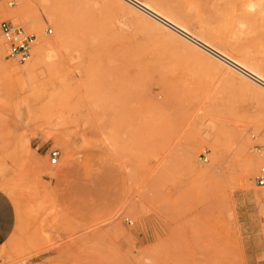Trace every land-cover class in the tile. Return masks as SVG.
Here are the masks:
<instances>
[{"label":"rangeland","instance_id":"rangeland-1","mask_svg":"<svg viewBox=\"0 0 264 264\" xmlns=\"http://www.w3.org/2000/svg\"><path fill=\"white\" fill-rule=\"evenodd\" d=\"M141 1L264 76V0ZM0 21L36 38L19 64L0 36V264H264L262 86L124 0Z\"/></svg>","mask_w":264,"mask_h":264},{"label":"bare ground","instance_id":"bare-ground-1","mask_svg":"<svg viewBox=\"0 0 264 264\" xmlns=\"http://www.w3.org/2000/svg\"><path fill=\"white\" fill-rule=\"evenodd\" d=\"M121 1H123V0H121ZM124 1L135 6L139 11H141L145 15L149 16L150 18L154 19L159 24H162L165 28H168L171 31L175 32L174 34L180 35L181 37L190 41L192 44H194L198 48L202 49L203 51H206L207 53L210 54V56L212 55V57H214L215 59H217L221 63L225 64L226 66H228L232 69H234L239 74H241L243 77L254 80L255 82H257L260 86H262L264 88V76H261L260 74L249 69L247 66L243 65L241 62L226 56L222 52L213 48L211 45L203 42L202 40H200L199 38H197L196 36L191 34L186 28L181 26L171 16L164 13L161 9L156 8L150 1H141V0H124ZM245 15H247V14H245ZM153 29H155V28H153ZM55 30L57 31V22L55 24ZM145 260L149 262L148 258H146Z\"/></svg>","mask_w":264,"mask_h":264},{"label":"built area","instance_id":"built-area-1","mask_svg":"<svg viewBox=\"0 0 264 264\" xmlns=\"http://www.w3.org/2000/svg\"><path fill=\"white\" fill-rule=\"evenodd\" d=\"M12 3H9L11 6ZM50 32V31H48ZM0 36L6 44L5 57L19 64L25 63L31 56L36 38L27 34L19 26L8 21H0ZM256 148H259L258 146ZM258 150V149H257ZM264 152V147L262 148ZM259 151V150H258ZM59 159V151L52 149L48 153V163L55 166ZM253 183L264 188V167H260L253 178Z\"/></svg>","mask_w":264,"mask_h":264},{"label":"crops","instance_id":"crops-1","mask_svg":"<svg viewBox=\"0 0 264 264\" xmlns=\"http://www.w3.org/2000/svg\"><path fill=\"white\" fill-rule=\"evenodd\" d=\"M15 210L9 197L0 190V247L3 246L13 232Z\"/></svg>","mask_w":264,"mask_h":264}]
</instances>
